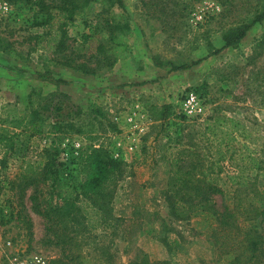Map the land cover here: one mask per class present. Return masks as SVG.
I'll return each instance as SVG.
<instances>
[{
    "label": "rangeland",
    "instance_id": "obj_1",
    "mask_svg": "<svg viewBox=\"0 0 264 264\" xmlns=\"http://www.w3.org/2000/svg\"><path fill=\"white\" fill-rule=\"evenodd\" d=\"M44 1L0 0V264L62 256L28 180L49 155L56 177L78 184L92 149L121 164L104 186L101 220L78 197L89 226L78 250L91 264H132L144 254L152 264H216L214 216L177 218L168 181L185 150H214L201 132L216 115L245 125L248 138L237 145L259 161L264 181V17L252 22L259 0H114L112 16L89 0L67 22L63 0ZM242 24H250L244 35L226 45L224 35ZM111 34L126 43L114 64ZM189 91L203 117L185 113ZM221 167L211 176L223 189L213 196L218 210L249 179L247 163ZM54 178L37 189L41 207L57 201Z\"/></svg>",
    "mask_w": 264,
    "mask_h": 264
},
{
    "label": "trees",
    "instance_id": "obj_2",
    "mask_svg": "<svg viewBox=\"0 0 264 264\" xmlns=\"http://www.w3.org/2000/svg\"><path fill=\"white\" fill-rule=\"evenodd\" d=\"M42 6H46L44 0H38ZM44 1V2H43ZM89 0H63L64 5L59 11H66L67 16H59L63 22L72 21L73 10L78 7H85ZM110 15L111 5L114 0H100ZM121 2V0H115ZM264 0H259L262 12L254 16L252 22L264 17ZM255 10L254 13H257ZM112 16V15H111ZM108 24V20H106ZM250 24H242L239 28L224 35L225 44H235L244 35ZM113 43L112 51L114 58L110 64H114L122 57L126 43L122 38L111 34L109 38ZM264 43V37L260 41ZM59 109V108H58ZM36 121H32V126ZM35 129V128H34ZM33 130V129H32ZM202 136L210 147L209 154L200 150H185V157L177 156L173 163V173L168 181V188L172 192V206L177 218H189L197 211H203L214 216V225L211 227V238L215 247L214 262L216 264H264V181L259 178V161L238 147L240 139H247L248 132L242 122L230 117L216 115L206 119ZM194 157L188 159L186 157ZM210 160L205 164V157ZM44 166L36 176H31L28 184L34 185V193L31 196L35 211L44 217L46 230L52 234L56 244L64 249L62 256L52 260L51 264H91L89 258L79 252L82 240L78 238L82 230H88V224L84 221L87 215L83 214V208L78 204V197H84L86 209L99 215L100 220L103 214H108L109 204L108 192L105 184L114 176L120 174L121 162L113 160L108 152L103 149H92L85 156L88 166L85 178L78 184L70 181H63L56 177L53 172V159L48 155ZM224 161L231 165L240 162L248 164V181L242 186L234 188L232 203L224 205L218 210L213 200L214 194H223V189L212 179V174L222 171ZM221 165V166H220ZM51 175H55L53 194L57 201L53 204L42 203L37 195V189L42 181ZM244 193V196L240 194ZM249 194L257 202L246 200ZM84 209V211L86 210ZM101 222V221H100ZM81 228H76V227ZM100 264V263H98ZM132 264H152L148 256Z\"/></svg>",
    "mask_w": 264,
    "mask_h": 264
},
{
    "label": "built area",
    "instance_id": "obj_3",
    "mask_svg": "<svg viewBox=\"0 0 264 264\" xmlns=\"http://www.w3.org/2000/svg\"><path fill=\"white\" fill-rule=\"evenodd\" d=\"M184 111L186 114L191 116L205 115L204 106L200 96L195 91H189L185 94L183 99ZM138 131L142 132L143 128H138ZM17 264H48L47 260L39 255L34 254L28 263L18 262Z\"/></svg>",
    "mask_w": 264,
    "mask_h": 264
}]
</instances>
